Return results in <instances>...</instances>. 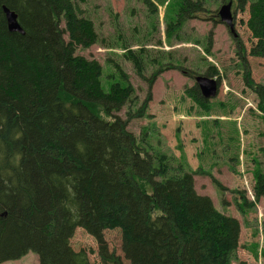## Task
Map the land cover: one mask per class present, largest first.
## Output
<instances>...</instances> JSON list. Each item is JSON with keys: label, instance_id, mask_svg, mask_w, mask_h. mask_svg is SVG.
I'll return each instance as SVG.
<instances>
[{"label": "trees", "instance_id": "1", "mask_svg": "<svg viewBox=\"0 0 264 264\" xmlns=\"http://www.w3.org/2000/svg\"><path fill=\"white\" fill-rule=\"evenodd\" d=\"M236 1L247 7L249 55L264 58V0ZM4 8L23 34L8 30ZM96 39L73 0H0V263L31 251L37 264H232L239 223L195 192L191 174L169 175L164 156L139 146L117 115L134 89L104 92L100 64L75 55ZM76 231L95 263L72 249Z\"/></svg>", "mask_w": 264, "mask_h": 264}, {"label": "rangeland", "instance_id": "2", "mask_svg": "<svg viewBox=\"0 0 264 264\" xmlns=\"http://www.w3.org/2000/svg\"><path fill=\"white\" fill-rule=\"evenodd\" d=\"M73 1L97 36L95 44L76 48L75 55L100 64L104 92L113 83L134 89L135 99L117 114L129 121L128 131L153 158L165 157L169 175L191 174L195 192L208 197L221 215L237 220L232 264H264V193L256 191L257 182L264 183V114L258 110L264 100V58L249 55L247 7L242 11L236 0H188L197 3L189 14L178 0H150L152 6L144 0ZM228 2L232 33L218 17ZM196 77L216 82L215 98L201 97ZM70 244L96 262L92 240L84 233L76 231ZM0 264H37V256L29 251Z\"/></svg>", "mask_w": 264, "mask_h": 264}, {"label": "water", "instance_id": "3", "mask_svg": "<svg viewBox=\"0 0 264 264\" xmlns=\"http://www.w3.org/2000/svg\"><path fill=\"white\" fill-rule=\"evenodd\" d=\"M7 28L10 32H15L18 34H23L22 29L17 23L16 15L7 9H3ZM219 20L222 24H224L229 31L232 33L233 30V16L231 14V2L226 5L221 6L218 11ZM196 86L200 92L201 97L203 99H213L217 95V84L214 80L208 79L206 77H197L195 79Z\"/></svg>", "mask_w": 264, "mask_h": 264}]
</instances>
